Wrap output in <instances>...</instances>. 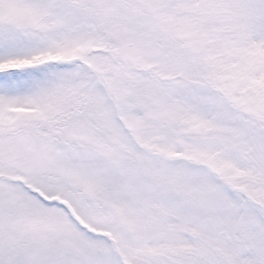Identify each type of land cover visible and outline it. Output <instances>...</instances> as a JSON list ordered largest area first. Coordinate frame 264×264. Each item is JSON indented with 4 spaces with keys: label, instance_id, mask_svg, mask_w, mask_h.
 <instances>
[{
    "label": "snow or ice",
    "instance_id": "1",
    "mask_svg": "<svg viewBox=\"0 0 264 264\" xmlns=\"http://www.w3.org/2000/svg\"><path fill=\"white\" fill-rule=\"evenodd\" d=\"M0 264H264V0H0Z\"/></svg>",
    "mask_w": 264,
    "mask_h": 264
}]
</instances>
